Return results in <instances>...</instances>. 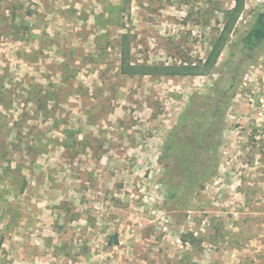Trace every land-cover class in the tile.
I'll return each mask as SVG.
<instances>
[{"label": "rangeland", "instance_id": "1", "mask_svg": "<svg viewBox=\"0 0 264 264\" xmlns=\"http://www.w3.org/2000/svg\"><path fill=\"white\" fill-rule=\"evenodd\" d=\"M235 7L0 0V264H264V42L238 50L244 0L210 61ZM242 59L216 173L166 201L167 133Z\"/></svg>", "mask_w": 264, "mask_h": 264}, {"label": "trees", "instance_id": "2", "mask_svg": "<svg viewBox=\"0 0 264 264\" xmlns=\"http://www.w3.org/2000/svg\"><path fill=\"white\" fill-rule=\"evenodd\" d=\"M243 0H236L233 16L225 24L224 31L218 37V46L211 56V64L215 62L220 49L226 42V37ZM238 50L251 58L255 50L264 42V10H257L253 14L250 25L238 37ZM232 54V53H230ZM122 58L121 70L132 73L133 66ZM231 62V63H230ZM230 63V64H229ZM245 69L244 59L235 61L224 60L221 63L219 78L204 97L196 93L188 98L184 109L179 114L176 124L167 133L160 158L166 171L175 173L162 181L165 186V200L179 201L182 195H193L202 184L212 177L219 163V149L222 141L225 113L235 95L237 81ZM153 70L143 67L138 73H151ZM165 74H186L190 71L186 66L164 67ZM186 203L189 200H185Z\"/></svg>", "mask_w": 264, "mask_h": 264}, {"label": "built area", "instance_id": "3", "mask_svg": "<svg viewBox=\"0 0 264 264\" xmlns=\"http://www.w3.org/2000/svg\"><path fill=\"white\" fill-rule=\"evenodd\" d=\"M247 7L257 10H264V0H244Z\"/></svg>", "mask_w": 264, "mask_h": 264}]
</instances>
